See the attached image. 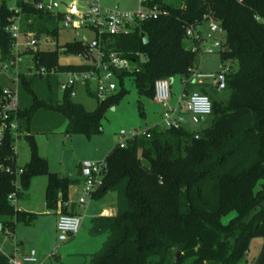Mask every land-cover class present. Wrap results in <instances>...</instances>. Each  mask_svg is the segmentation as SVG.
I'll list each match as a JSON object with an SVG mask.
<instances>
[{
	"label": "trees",
	"instance_id": "16d2710c",
	"mask_svg": "<svg viewBox=\"0 0 264 264\" xmlns=\"http://www.w3.org/2000/svg\"><path fill=\"white\" fill-rule=\"evenodd\" d=\"M37 2L17 0V9H11L6 0L0 1L1 60L11 55L12 37L6 26L17 15L21 16L22 33L56 36V24L63 13L46 12L36 7ZM148 3L158 6L157 18L137 21L126 32L96 34L95 40L86 44L74 40L53 50L24 51L33 56L34 73L43 67L47 77L91 67V63L62 65L61 53L85 54L90 45L104 54L116 52L129 58L131 66L114 70V75L120 80L131 76L138 92L153 99L155 80L180 74L188 81L197 66V53L190 45H198L205 37L199 26L212 18L223 35L220 63L236 62L235 71L224 73L222 89L228 90V98L209 97L210 126L194 133L181 126H153L146 129L147 136L127 138L124 145L115 144L105 155L103 184L92 197L114 193V213L92 218L89 232L106 238L100 249L89 255L88 264H254L245 260V254L251 237L264 236V183L259 184L264 179V0ZM187 28L194 35L188 37ZM19 80L31 96L30 104L15 113L18 120L26 119L29 159L16 176L19 166L14 137L7 129L0 140V225L9 232L17 222L29 224L36 217L16 208L8 198L10 193L15 200L21 197L32 178L45 177L46 209L60 208L63 213L80 184L78 178L51 171L47 159L37 152L34 135L28 132L35 112L44 109L62 115L66 137L90 136L101 132L104 111L118 96L98 101L87 88L86 94L98 102L87 110L69 92H64L59 102L45 101L23 75ZM0 264H10L9 256L0 253Z\"/></svg>",
	"mask_w": 264,
	"mask_h": 264
},
{
	"label": "rangeland",
	"instance_id": "374dc122",
	"mask_svg": "<svg viewBox=\"0 0 264 264\" xmlns=\"http://www.w3.org/2000/svg\"><path fill=\"white\" fill-rule=\"evenodd\" d=\"M60 3L57 11L64 12L72 0H58ZM79 10H85L88 0H74ZM101 5L109 8L121 10H135L139 7V0H100ZM6 4L11 9H17V0H6ZM264 23V18L262 19ZM208 20H204L199 30L205 36L207 44L213 38H222V33H212L208 28ZM57 34L42 35L35 50H53L66 42L78 40L83 43H91L96 38L94 30L85 27H69L63 26L62 21L56 24ZM26 34V33H25ZM28 34V33H27ZM25 36H21L19 41H25ZM188 45V41H185ZM14 44V43H13ZM14 51H20V62L13 66V73L10 74L9 69L3 70L0 67V79L3 88L13 89L18 92L20 105L24 102H30L31 96L26 93L20 83L19 75H23L31 82V88L40 99L49 101L50 99L56 103L62 98L63 91L59 87V83L65 79V74L58 76H40L33 73V56L24 52L23 46L14 44ZM94 55L96 49H91ZM9 56L7 58L10 59ZM3 60L0 59V66ZM59 63L67 64H86V58L80 57L75 53H61ZM196 70L203 75L217 74L222 72L224 65L219 61L218 52L201 53L197 55ZM229 71L236 70V62L230 61L226 63ZM111 82L115 85L111 88L110 95H118L112 104L104 111L101 118V132L95 135L72 134L69 137L64 135L63 123L64 118L57 112L39 109L35 112L29 123L31 133L34 135L37 152L45 156L48 160L49 167L58 175L70 176L75 172L76 168L83 161H96L95 159L101 155L102 146L105 141L116 143L119 132L123 130L125 135L122 139L128 137L131 131H145L147 128L155 125L162 127L163 108L154 99L147 98L140 94L136 88L133 78L129 75L122 77L117 76L111 78ZM216 78H204L203 81H185L180 74H176L170 81L171 97L169 103L171 107L178 106V99L182 96L183 104L188 94L193 92L206 93L210 98L225 101L228 98L227 89H217L215 84ZM77 102L83 104L87 110H92L97 105V100L85 94L84 89H80L77 96L73 97ZM180 125L186 131L194 133L211 125L212 117L210 115L204 117L198 122H194L186 111L179 109ZM21 135L15 142L14 152L16 154V164L22 166L29 159V147L24 135L27 133L26 119L21 118L20 121ZM29 132V131H28ZM46 179L44 176H36L32 178L29 187L24 191L21 197L15 200L16 208L27 212L35 213V219L24 224L17 222L13 232H7L0 225V252L4 254H13L15 246L18 245L22 250L35 249L37 258L42 264H88L86 253H94L98 251L106 238L105 234L92 235L84 223L79 228L84 234L77 240L71 241L69 237L63 243L57 240V233L54 229L55 214L48 212L44 201V186ZM264 183V179L259 184ZM259 186V185H258ZM257 186V187H258ZM82 185H80L75 199L82 194ZM114 193H106L100 198H88L83 206H79L83 211L88 208L99 210L101 206L114 202ZM61 212L60 209H57ZM55 210V211H57ZM63 213V212H61ZM114 213V209L111 214ZM86 222H88L86 220ZM88 237L91 241L85 240ZM22 242V246H20ZM94 242V243H93ZM96 242V243H95ZM88 251V252H87ZM87 258V259H86ZM245 260L248 263L264 264V236L255 235L250 238L248 250L245 254Z\"/></svg>",
	"mask_w": 264,
	"mask_h": 264
},
{
	"label": "built area",
	"instance_id": "2783aa9c",
	"mask_svg": "<svg viewBox=\"0 0 264 264\" xmlns=\"http://www.w3.org/2000/svg\"><path fill=\"white\" fill-rule=\"evenodd\" d=\"M1 1V0H0ZM27 3H33L35 0H20ZM151 0H139V7L135 10H121L116 8H109L101 5L100 0H88L85 10H79L75 6L69 4L63 13L61 19L64 27H85L90 28L96 32L97 35L108 33L110 35L123 33L129 30V28L137 21H145L149 19H156L159 14V8L157 5H149ZM37 8L46 12H56L60 6L58 0H38L35 4ZM21 16L10 19L9 24L6 26L12 37L11 55L10 59L4 60L1 64L3 70L12 69L13 66L20 62V51H14L12 48L14 44L17 46H23L24 50H35L39 40L38 37L32 33L24 34L20 29ZM208 28L212 33L219 32L221 29L218 23L209 18ZM186 35L188 37L194 35L191 28L186 29ZM21 36H25V41H19ZM204 38V39H203ZM14 43V44H13ZM96 49L95 54H91V49ZM222 48V41L219 38H213L212 41L207 44L206 38L202 36L199 44L190 45V50L198 54L201 53H213L219 52ZM80 57L86 58L88 63H91V67L83 70H75L65 72V79L59 83L60 89L64 92H69L71 97H75L79 88L86 90L87 88L94 91L98 101H102L110 96L111 90V78L114 76V70L128 69L131 66V61L127 57H123L116 52H110L104 54L97 47L90 45L89 52L85 54H79ZM143 61V57L139 56ZM228 67L224 66L222 72L217 74L203 75L192 71L188 77V81L202 82L204 78H218V74L228 71ZM38 75H46V70L43 67L35 69ZM115 86V85H114ZM114 88V87H113ZM153 99L158 102L163 108L162 113V127H179L182 117H180L179 109L186 111L190 114L192 121L198 122L204 117L208 116L212 112L211 101L209 96L205 93L193 92L187 95L186 101L181 104L182 96L178 99V106L171 107L169 99L171 97L170 82L167 78H160L155 80ZM3 103L0 107V140L4 135V132L9 129L14 137V146L18 137L21 135V129L18 125V119L15 117V113L18 109L17 98L14 92L9 89H3ZM140 134L148 135L145 131H131L128 137L122 139L125 132L121 130L120 145H124L127 138L138 136ZM197 137V136H195ZM14 150V147H13ZM83 170H86L84 174V180L82 182V194L77 199V204L80 206L86 203V200L93 196V193L101 187L103 184V177L106 171V162L104 160L99 161H83L81 163ZM6 171L11 172L9 168ZM22 172V168L19 166L14 171L17 176ZM12 173V172H11ZM17 185V184H16ZM8 198L15 203L14 193H10ZM108 211H104L102 216H109ZM81 226V216L79 214L61 213L58 212L55 221V229L57 233V240L60 242L66 241L69 237L75 235ZM7 232H9L7 230ZM1 254H4L0 252ZM7 255V254H5ZM10 264H42L37 258L35 249L22 250L18 245L15 246L13 254H8Z\"/></svg>",
	"mask_w": 264,
	"mask_h": 264
},
{
	"label": "crops",
	"instance_id": "0c3cea01",
	"mask_svg": "<svg viewBox=\"0 0 264 264\" xmlns=\"http://www.w3.org/2000/svg\"><path fill=\"white\" fill-rule=\"evenodd\" d=\"M71 6H75L77 7V3L76 1L72 0L71 1ZM41 39V37H40ZM9 72L10 74L13 73V69H9ZM33 73H34V70H33ZM59 74L61 73H50L48 76L50 75H54V76H58ZM34 75H37L34 73ZM40 76H45V75H40ZM2 81L0 79V88L2 89H9V88H3L2 86ZM81 88H79L77 90V94L79 92ZM11 90L12 92L15 93L16 95V98H17V104H18V109H23L25 108L26 106H28L30 104V102H22L21 105H20V98H19V95H18V92L13 90V89H9ZM85 91V90H84ZM76 94V96H77ZM86 94V92H85ZM87 95V94H86ZM44 100V99H43ZM31 101V100H30ZM44 110V109H43ZM20 120H18V125L20 126V123H19ZM65 126H66V120L64 119V123L62 125L63 127V130L65 129ZM155 126V125H153ZM151 126V127H153ZM150 128V127H149ZM148 129V128H147ZM28 131L31 133L30 129H28ZM33 134V133H32ZM69 137V136H68ZM120 142V137H118V141L116 143H113L112 141H105L103 146H102V153L99 157H97L95 160L96 161H99V160H103V158L105 157V155L108 153V151L117 143ZM42 155V154H41ZM43 156V155H42ZM45 157V156H44ZM46 158V157H45ZM47 159V158H46ZM48 161V160H47ZM49 164V163H48ZM50 168V167H49ZM51 170V169H50ZM52 171V170H51ZM83 168L81 167V163L79 164V166L76 168L75 172L72 173V175H70L69 177L70 178H78L80 180V184L73 190V192L71 193V196H70V199L66 205V211L67 213H72V214H79L81 216V221H82V226L84 225V223H87V227H88V230L90 229L91 225H92V218H95V217H100L102 216V213L104 211H108L110 214H111V211L114 209L113 208V203H110V204H107V205H104V206H101L99 210H92L90 208H88L87 210L83 211L79 206V204H77V200L75 199V196H76V193L78 192V189L80 187V185H82V182L84 180V172H83ZM54 172V171H53ZM46 182V181H45ZM46 184V183H45ZM45 187V186H44ZM109 193V192H108ZM112 193V192H110ZM106 194V193H105ZM93 198V197H92ZM115 199V198H114ZM115 201V200H114ZM79 205V206H78ZM83 206V205H82ZM60 209V208H58ZM61 210V209H60ZM25 211V210H24ZM48 212H54L55 214V218L57 216V213H58V210L57 211H48ZM86 220L88 222H86ZM56 221V220H55ZM54 229H55V224H54ZM55 232H56V229H55ZM84 237V234H82V231H78L75 235H73L72 237H70L72 240L71 241H74V240H77L78 238L80 237ZM85 240L86 242L88 243V241H91L88 237H85ZM61 243V242H60ZM63 243V242H62ZM94 243V242H93ZM96 243V242H95ZM20 246H22V242H20ZM88 252V251H87ZM91 253H86L87 257L90 255ZM87 259V258H86Z\"/></svg>",
	"mask_w": 264,
	"mask_h": 264
},
{
	"label": "water",
	"instance_id": "95a60500",
	"mask_svg": "<svg viewBox=\"0 0 264 264\" xmlns=\"http://www.w3.org/2000/svg\"><path fill=\"white\" fill-rule=\"evenodd\" d=\"M38 40H40V37H38ZM171 79H169V82L171 81ZM215 86H216L217 89H222L223 88V86H224V73L218 74V78H217V82H216ZM113 87H114V84H111V88H113ZM83 172L85 174L86 170H84ZM177 256H178V252H176L175 257H177Z\"/></svg>",
	"mask_w": 264,
	"mask_h": 264
}]
</instances>
